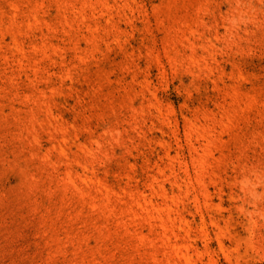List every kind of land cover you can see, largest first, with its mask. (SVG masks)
I'll use <instances>...</instances> for the list:
<instances>
[{
    "label": "rangeland",
    "instance_id": "374dc122",
    "mask_svg": "<svg viewBox=\"0 0 264 264\" xmlns=\"http://www.w3.org/2000/svg\"><path fill=\"white\" fill-rule=\"evenodd\" d=\"M0 264H264V0H0Z\"/></svg>",
    "mask_w": 264,
    "mask_h": 264
}]
</instances>
